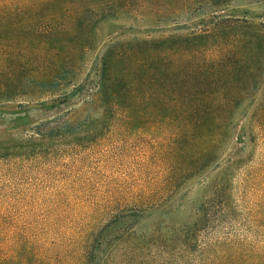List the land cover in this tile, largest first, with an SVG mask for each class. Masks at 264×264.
<instances>
[{"label": "trees", "instance_id": "obj_1", "mask_svg": "<svg viewBox=\"0 0 264 264\" xmlns=\"http://www.w3.org/2000/svg\"><path fill=\"white\" fill-rule=\"evenodd\" d=\"M253 2L264 0H0V87H14L26 70L21 84L49 94L63 88V98L73 96L85 84L72 82L75 74L70 66L80 55L71 52L82 55L93 47L97 25L120 17L147 22V37L112 42L95 61L93 79H85L91 90L85 103L98 108L100 115L77 122L74 128L88 126L103 135L109 126L138 127V119L164 126L173 138V149L187 147L183 154L188 158L180 171L197 176L213 167L227 132L261 81L264 21L253 25L256 15L248 16ZM220 9L228 13L217 14ZM61 36L66 42L60 41ZM212 46L228 51L224 57L229 62L228 78L218 71L207 73L210 81L205 82L197 61L189 71L182 58ZM40 60L42 69L33 67ZM253 122L264 145V103ZM260 164L252 176L264 172V154ZM216 187L222 205L226 190L222 182ZM161 203L145 196L137 197L128 212L57 213L53 220L58 224L47 228L24 224L37 222L30 217L34 213L13 214L21 220L19 225L6 224L7 215L0 214V264H107L114 248L133 242L135 224L143 221V213L160 209ZM256 218L264 231V211ZM47 239L53 243L45 247L41 241ZM95 253L102 254L98 263ZM262 254L256 262L234 264H264V249Z\"/></svg>", "mask_w": 264, "mask_h": 264}, {"label": "rangeland", "instance_id": "obj_2", "mask_svg": "<svg viewBox=\"0 0 264 264\" xmlns=\"http://www.w3.org/2000/svg\"><path fill=\"white\" fill-rule=\"evenodd\" d=\"M225 9L216 13L225 15ZM248 9V16L256 15L254 26L264 21V3L253 2ZM146 25L123 17L99 23L93 47L82 55L71 52L80 55L70 66L75 74L72 82L85 84L73 96L63 98V88L49 94L21 84L26 70L17 76L14 87H0V214L7 215L6 224L19 225L21 220L13 214L34 213L30 217L37 222L24 224L47 228L58 224L53 220L57 213L128 212L137 197H153L161 199L162 207L143 213V221L135 224L138 234L133 242L114 248L107 264L256 262L264 249V231L256 218L264 211V172L250 173L259 168L264 154L253 122L264 103V62L258 89L227 132L215 164L197 176L180 171L188 158L183 154L187 147L173 149V138L164 126L138 119V127L109 126L103 135L88 126L74 128L77 122L100 115L98 108L85 103L91 91L85 79H93L95 61L112 42L147 37ZM62 37L60 41L66 42ZM227 55L228 51L212 46L186 53L182 59L189 71L197 61L199 77L208 82L207 73L227 71ZM43 66L40 60L33 67ZM225 74L223 79L228 78ZM221 182L227 197L222 205L215 191ZM41 242L45 247L53 243L52 239ZM101 256L95 253V262Z\"/></svg>", "mask_w": 264, "mask_h": 264}]
</instances>
